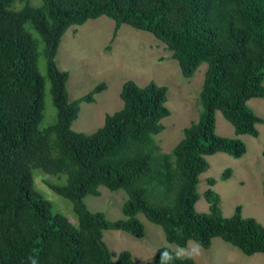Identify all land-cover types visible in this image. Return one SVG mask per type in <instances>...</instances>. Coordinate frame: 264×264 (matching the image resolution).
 Returning <instances> with one entry per match:
<instances>
[{
  "label": "trees",
  "instance_id": "16d2710c",
  "mask_svg": "<svg viewBox=\"0 0 264 264\" xmlns=\"http://www.w3.org/2000/svg\"><path fill=\"white\" fill-rule=\"evenodd\" d=\"M18 1L0 0V264H135L129 251L116 254L103 238L107 230L143 238L139 214L181 248L194 241L209 249L220 238L246 256L264 254V226L243 217L241 206L224 217L211 189L215 179H208L205 192L210 212L196 209L207 158L225 153L241 159L247 153L242 140L217 133V113L237 136L257 138L264 125L248 105L264 99V0H41L39 6L28 0L16 7ZM103 16L115 22L112 40L123 25L155 36L186 79L207 64L199 118L183 129L170 153H162L158 142L166 129L162 121L171 116L169 88L155 82H125L123 107L101 128L92 134L72 129L81 105L94 103L106 84L71 102L70 74L58 68L56 57L69 29ZM47 82L57 114L52 126L42 128ZM37 170L66 176L64 185L45 183L72 203L76 223L54 210L56 203L37 186ZM231 176L227 169L221 179ZM101 187L127 195L122 219L109 221L87 208L84 199L100 196ZM165 250L172 251L159 249L148 264H161Z\"/></svg>",
  "mask_w": 264,
  "mask_h": 264
},
{
  "label": "rangeland",
  "instance_id": "374dc122",
  "mask_svg": "<svg viewBox=\"0 0 264 264\" xmlns=\"http://www.w3.org/2000/svg\"><path fill=\"white\" fill-rule=\"evenodd\" d=\"M22 1L28 0H19L16 7H21ZM30 2L37 6L41 4V0ZM114 28L115 22L103 16L90 20L83 26L69 29L63 36L56 62L60 70L70 74L67 82L69 100L73 102L89 94L98 85L106 84V89L95 96L94 103L81 105L79 118L72 129L92 134L101 128L108 115L123 107L120 93L125 82L134 81L141 87L155 82L169 88L167 106L171 110V116L162 121L166 129L158 137V142L162 153H170L183 138V129L199 118L200 93L207 64H203L194 77L186 79L178 62L172 59V53L155 36L123 25L118 36L112 40ZM42 50L43 45L40 47V51ZM39 69L47 77L44 57H40ZM46 87L42 128L52 126L57 114L49 82ZM248 105L264 118V99H252ZM258 130L260 135L257 138L237 136L234 127L221 113H217V133L223 137L242 140L247 146V153L241 159L225 153L207 158L210 168L200 176L198 185L200 199L196 203V209L199 213L210 212L205 192L210 188L208 179H215L217 183L211 189L220 197V210L224 217H232L236 207L241 206L243 217L254 218L264 226V125H259ZM227 169H231L232 176L223 181L221 176ZM43 174L41 170L34 173L38 188L48 200L56 203L58 209H54L55 211L76 223L72 203L56 195L45 183L49 179L53 184L64 185L66 176L48 177ZM126 199L124 191L113 192L101 187L100 196L89 195L84 202L91 212L104 213L109 221H117L124 217L122 206ZM138 218L145 226V235L141 239L123 231L104 232L103 240L112 252L119 254L129 251L135 264H148L155 260L159 249L177 248V245L167 241L162 227L150 222L143 214H139ZM192 260L196 264H264V254L246 256L239 249L216 238L209 249L200 247V254Z\"/></svg>",
  "mask_w": 264,
  "mask_h": 264
},
{
  "label": "clouds",
  "instance_id": "9594fccd",
  "mask_svg": "<svg viewBox=\"0 0 264 264\" xmlns=\"http://www.w3.org/2000/svg\"><path fill=\"white\" fill-rule=\"evenodd\" d=\"M200 245L197 242L189 241L188 246L184 248L173 249L171 252L165 250L161 253V264H167L168 261L173 259L184 260V259H194L196 255L200 254ZM32 264H36V260H32Z\"/></svg>",
  "mask_w": 264,
  "mask_h": 264
}]
</instances>
